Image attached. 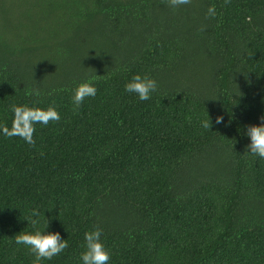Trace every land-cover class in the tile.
Instances as JSON below:
<instances>
[{
	"label": "trees",
	"instance_id": "16d2710c",
	"mask_svg": "<svg viewBox=\"0 0 264 264\" xmlns=\"http://www.w3.org/2000/svg\"><path fill=\"white\" fill-rule=\"evenodd\" d=\"M137 74L157 82L146 101L125 91ZM13 104L60 119L34 146L0 130V264H33L15 241L33 210L68 244L41 264H83L96 227L108 264H264V159L244 134L264 115V0H0V125Z\"/></svg>",
	"mask_w": 264,
	"mask_h": 264
},
{
	"label": "clouds",
	"instance_id": "9594fccd",
	"mask_svg": "<svg viewBox=\"0 0 264 264\" xmlns=\"http://www.w3.org/2000/svg\"><path fill=\"white\" fill-rule=\"evenodd\" d=\"M225 4H229L231 0H224ZM172 7H179L191 3V0H168ZM207 15L215 17V5L209 6ZM201 28V31H204ZM95 79V78H93ZM157 90V82L149 76L134 75L132 80L125 85V91L128 93H135L141 101L150 99L151 93ZM96 88L92 81L81 83L75 90L73 96L74 111L78 110L85 98L95 97ZM28 95L39 96L41 93L39 89H31ZM11 111L14 113L11 128L0 125V130L9 138L20 137L29 145H35L34 132L37 123L47 125L52 121H59L60 114L54 107L42 109L39 107H29L27 105L17 106L13 104ZM209 117V115H208ZM262 121L259 125H249L246 128L245 135L250 137V144L247 145L248 153L259 156L264 159V115L260 117ZM223 122L222 116H217L215 123ZM204 129L211 130L212 123L210 117L201 122ZM40 212L33 210L32 217L35 219H27L34 228V232H21L15 236L17 244L25 245L31 254L34 255L35 260L33 264H41L42 260H51L54 256L59 255L67 247V240L62 239L59 232H46L49 226V220L45 222L44 228L38 227L40 224ZM102 229L96 227L95 230L86 232L84 235L85 251L81 253V260L83 264H108L110 260V252L105 247L101 240Z\"/></svg>",
	"mask_w": 264,
	"mask_h": 264
}]
</instances>
